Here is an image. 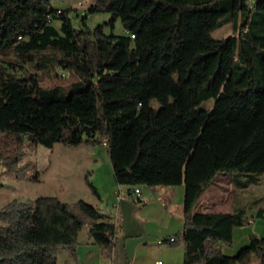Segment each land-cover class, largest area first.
I'll return each mask as SVG.
<instances>
[{
    "label": "trees",
    "instance_id": "trees-1",
    "mask_svg": "<svg viewBox=\"0 0 264 264\" xmlns=\"http://www.w3.org/2000/svg\"><path fill=\"white\" fill-rule=\"evenodd\" d=\"M73 10L0 0L4 171L38 181L39 171L21 163L28 145L105 143L118 184H184V227L164 239L184 245V264H247L251 256L264 264V236L236 255L224 251L246 209L196 210L220 174L264 172V0H91L76 11L80 25ZM98 12L109 18L89 24ZM226 25L230 34H214ZM0 221V264H56L60 249L76 251L85 226L109 253L117 237L97 206L54 195L14 198Z\"/></svg>",
    "mask_w": 264,
    "mask_h": 264
},
{
    "label": "crops",
    "instance_id": "crops-1",
    "mask_svg": "<svg viewBox=\"0 0 264 264\" xmlns=\"http://www.w3.org/2000/svg\"><path fill=\"white\" fill-rule=\"evenodd\" d=\"M60 5L70 7L73 2ZM99 15L100 13H88V23L92 17ZM89 172L100 196H96L87 184ZM14 178L16 179H12V184L18 185L16 188L20 190L17 194L23 192L25 195V189L32 188V201L46 195L58 196L70 203L83 199L109 215L117 225L116 243L111 253L103 250L89 236V226H85L79 234L76 251L60 249L56 264H184V245L171 246L162 242L163 239L174 237L184 227V184H143L141 198L130 194L131 186L116 182L105 143L72 147L57 142L51 148L46 162L40 167L38 181L32 180L31 184L30 180ZM236 181L244 183L243 174H220L203 192L196 210H233V204L227 203L226 193H233ZM121 193L128 195L119 198L118 194ZM259 210L260 208L255 210L254 214L247 213L248 221L234 228L232 246L224 247L227 255H236L244 246L250 244L252 236H264V214L256 216Z\"/></svg>",
    "mask_w": 264,
    "mask_h": 264
},
{
    "label": "rangeland",
    "instance_id": "rangeland-1",
    "mask_svg": "<svg viewBox=\"0 0 264 264\" xmlns=\"http://www.w3.org/2000/svg\"><path fill=\"white\" fill-rule=\"evenodd\" d=\"M78 0H63L59 4H63L64 2H73V6H71L74 10L71 12L72 20L76 25H80L81 23V14H77L76 11L87 9L89 6V3L91 0H86V3L81 6L80 8L77 6ZM100 13L97 17H92L90 20L91 25H97L99 22H103L104 20L109 18V14L105 12H98ZM94 14V13H93ZM108 15V16H107ZM57 24V22H55ZM110 27H107L106 29L109 30ZM115 33H123L124 27L121 23V20L118 19L116 22V26L114 28ZM232 32L231 25H226L222 27L221 29H218L214 32L216 36H225ZM60 72L64 74L66 77L69 75L68 72L63 71L60 69ZM51 84L53 82H50ZM157 104V103H155ZM214 104V100H209L205 102L206 107H212ZM51 151V148H48L43 145H28L26 147V155L24 156L21 163H28L30 162L32 164L31 173H35L37 171H40V167L43 166V163L46 162V158L49 155ZM104 154H106V151L104 150ZM243 174V178L245 179V182L240 184L236 181L234 184L235 190L233 193L230 191L226 193L228 195L227 203L235 205V208H243L246 209V213L254 214L255 210L258 208H264V172L263 173H255V172H249V173H241ZM232 175H235L232 174ZM14 177H17L19 179H22L18 177L16 174H11L4 171V166L2 162L0 161V210L1 208L10 200L14 198H18L20 200L26 201V202H32V188L28 189L26 187L25 189V195L22 193L17 194V192H20L19 189L16 188L18 185L14 186L12 184V179H16ZM25 181V179H22ZM30 183L32 184V181L30 180ZM26 184V183H25ZM228 184H225V186ZM18 190V191H17ZM22 191H24L22 187ZM247 264H259V260L255 256H251L250 260Z\"/></svg>",
    "mask_w": 264,
    "mask_h": 264
},
{
    "label": "built area",
    "instance_id": "built-area-1",
    "mask_svg": "<svg viewBox=\"0 0 264 264\" xmlns=\"http://www.w3.org/2000/svg\"><path fill=\"white\" fill-rule=\"evenodd\" d=\"M63 0H53V2L55 3V4H58V9H59V11H61V5L59 4L60 2H62ZM86 3V0H78L77 1V6L80 8L81 6H83L84 4ZM83 12H85V11H83ZM49 21L51 22L52 21V18L50 17L49 18ZM132 36H134V34L132 35ZM20 38L22 37V36H19ZM130 194H132V195H136L137 197H139V198H141L142 197V191H141V187L138 185V186H134V187H132V192L130 191ZM127 196L128 194L126 193V194H123V193H121V194H118V197L120 198V197H122V196ZM171 239L173 240L174 239V237H171ZM164 241V239L162 240V242ZM161 262V261H160ZM111 264V263H110Z\"/></svg>",
    "mask_w": 264,
    "mask_h": 264
}]
</instances>
